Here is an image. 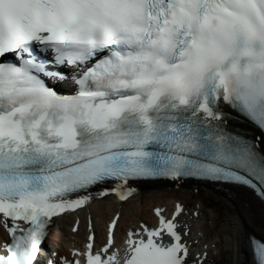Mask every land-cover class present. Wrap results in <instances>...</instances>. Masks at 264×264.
I'll return each mask as SVG.
<instances>
[{"label": "snow or ice", "instance_id": "obj_1", "mask_svg": "<svg viewBox=\"0 0 264 264\" xmlns=\"http://www.w3.org/2000/svg\"><path fill=\"white\" fill-rule=\"evenodd\" d=\"M184 185L227 189L224 252L264 264V0H0V264H215L200 204L122 224ZM66 216L84 240L45 252Z\"/></svg>", "mask_w": 264, "mask_h": 264}, {"label": "bare ground", "instance_id": "obj_2", "mask_svg": "<svg viewBox=\"0 0 264 264\" xmlns=\"http://www.w3.org/2000/svg\"><path fill=\"white\" fill-rule=\"evenodd\" d=\"M149 188V189H148ZM147 190H143L140 195L136 198H133L126 209L125 219L122 221V224H130L133 220L143 217L144 219H148L149 217V209L153 205L158 204H169L172 201L180 200L184 204L189 207H195L197 204L201 205L202 218L210 221L212 225V231L205 229V237L204 239L208 242H215L218 251V254L214 257L215 264H230L228 256L225 254L224 249L222 247V237L217 235L221 230V225L225 224L226 217L229 216L230 213V205L225 202L224 196L225 194L217 193L209 188L201 187L197 189L195 186L185 185L179 190H175L173 188L167 187H154L149 186ZM152 188V190H151ZM197 189V193L195 194L193 191ZM110 202H106L104 205H96L93 204L89 211L93 216V222H97V218H106L110 215V209L108 204ZM114 207V205H113ZM85 214H83L84 216ZM74 221L73 217L67 216L64 218L62 222V243L67 245L73 241L78 242L79 240H84V231L81 228V232L79 235L72 239V234L69 232V226ZM195 229V225H193ZM52 245L56 248L61 244L56 243L55 241L46 242V248ZM211 258V254H210ZM232 259H235V256H232Z\"/></svg>", "mask_w": 264, "mask_h": 264}]
</instances>
